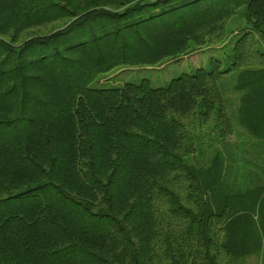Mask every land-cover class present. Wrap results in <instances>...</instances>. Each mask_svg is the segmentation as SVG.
Listing matches in <instances>:
<instances>
[{
  "label": "trees",
  "instance_id": "obj_1",
  "mask_svg": "<svg viewBox=\"0 0 264 264\" xmlns=\"http://www.w3.org/2000/svg\"><path fill=\"white\" fill-rule=\"evenodd\" d=\"M232 38L165 85L121 78ZM263 244L264 0H0V264H234Z\"/></svg>",
  "mask_w": 264,
  "mask_h": 264
},
{
  "label": "rangeland",
  "instance_id": "obj_2",
  "mask_svg": "<svg viewBox=\"0 0 264 264\" xmlns=\"http://www.w3.org/2000/svg\"><path fill=\"white\" fill-rule=\"evenodd\" d=\"M233 43V38L230 40V43L227 45H224L220 49L216 48H206L201 49L198 52L192 53L191 55H185L182 59H178L176 61H172L171 63L165 64V67L163 70H140L139 72H134V74L131 76H125L121 77L122 80H130V81H138L142 77H146L147 79H150L151 84L154 86L157 85H165L172 77L178 75L182 71H189L191 69H194L197 66L202 67H208V61L210 57H216L221 58L224 55V52H227L230 48L229 46ZM178 63V65H177ZM160 67V66H159ZM119 72L118 74H120ZM178 73V74H177ZM111 76V75H110ZM123 76V75H122ZM234 74H226L223 79L219 82L221 91L224 95V97L230 98L233 97L234 90H233V84H234ZM231 99V98H230ZM228 100V99H227ZM236 130L242 129L239 126H235ZM215 133L211 136H206L203 138L204 140V146L208 149L212 147L220 148L222 142L218 139H215ZM238 139L234 134L227 136L224 139V143L228 145V148L232 150L234 147L233 145L238 144ZM233 144V145H232ZM207 154H209V150H205ZM229 174L226 176V182L230 184ZM229 191V188L227 189ZM234 264H264V244L261 248H259L258 251L253 252V254L248 255L244 258H238L236 259Z\"/></svg>",
  "mask_w": 264,
  "mask_h": 264
}]
</instances>
